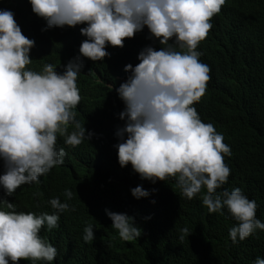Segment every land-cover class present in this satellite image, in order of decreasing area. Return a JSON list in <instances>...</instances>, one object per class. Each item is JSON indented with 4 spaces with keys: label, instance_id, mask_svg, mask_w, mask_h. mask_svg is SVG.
<instances>
[{
    "label": "clouds",
    "instance_id": "obj_1",
    "mask_svg": "<svg viewBox=\"0 0 264 264\" xmlns=\"http://www.w3.org/2000/svg\"><path fill=\"white\" fill-rule=\"evenodd\" d=\"M224 2L0 0V264H63L70 241L97 239L91 224L82 230L77 220L75 203L85 192L126 203L153 200L161 193L150 192L173 179L185 198L201 194L209 213L228 211L236 221L228 231L233 243L264 230L255 217L258 205L242 185L217 191L232 179L223 162L230 148L193 107L208 92L210 71L197 45ZM70 28H80L79 42L63 39ZM153 37L160 43L156 50L150 47ZM37 40H52L54 49L42 50ZM52 54L68 60L45 63L38 72L26 69ZM132 55L135 66L125 65L130 75L118 84H112L118 79L113 72L94 68L99 82L108 78L103 87L110 91L96 88L94 78L76 82L91 67L85 62ZM115 87L121 102L113 112ZM109 114L117 128L103 123ZM84 115H91L86 120L94 128L81 126ZM53 169V178L71 180L76 193L65 189L45 205L22 208L15 199L21 188ZM87 170L93 179L78 178ZM105 216L122 240L141 235L124 210L107 208Z\"/></svg>",
    "mask_w": 264,
    "mask_h": 264
},
{
    "label": "trees",
    "instance_id": "obj_2",
    "mask_svg": "<svg viewBox=\"0 0 264 264\" xmlns=\"http://www.w3.org/2000/svg\"><path fill=\"white\" fill-rule=\"evenodd\" d=\"M210 22L212 28L196 49L199 52L204 49L207 54L203 63L210 69L208 92L193 107L202 110H196L201 121L213 122L214 129L223 135L222 142L230 148L231 155H222L232 179L217 191L224 188L230 191L242 185V193L258 205L255 217L264 223V0H225ZM79 29H68L65 35L77 31L69 36L71 42H79L82 36ZM159 45V40L153 37L150 47L156 50ZM128 58L129 64L135 66L137 57ZM105 62L106 59L85 62V66L91 67L86 72L83 67L76 82L81 84L86 78H94L96 88L107 89L103 86L108 85V78L103 84L100 77L93 75L95 67L106 73ZM112 72L118 77L115 84L126 81L130 75L119 70ZM113 93L115 98L110 105L114 104L112 111L116 112L121 99L116 87ZM110 115L103 123L112 124L108 120ZM95 116L93 113L92 117ZM86 118L91 115L83 116L81 126L94 128ZM54 172L55 169L43 175L38 183L23 186L15 197L17 203L22 208H33L45 205L50 198L64 196L65 189L76 193L74 187L70 188L71 180L62 175L53 178ZM82 173L78 178L93 179V170ZM161 188L150 192V195L161 193L153 200L130 199L127 203L121 197L100 199L85 192L75 203L77 220L82 230L91 224L97 239L92 243L79 239V244L70 241L63 252V264H253L257 257L264 259V230H256L233 243L228 231L236 221L226 209L209 213L201 202V194L190 200L185 198L174 179ZM204 191L202 188L201 193ZM107 208L124 210L141 235L131 241L122 240L112 228V221L106 219ZM185 228L187 232L182 231Z\"/></svg>",
    "mask_w": 264,
    "mask_h": 264
},
{
    "label": "bare ground",
    "instance_id": "obj_3",
    "mask_svg": "<svg viewBox=\"0 0 264 264\" xmlns=\"http://www.w3.org/2000/svg\"><path fill=\"white\" fill-rule=\"evenodd\" d=\"M58 36H61V35L60 34H57L56 37H58ZM66 38H68L67 41L69 40V43H73V42L70 41V38L67 35L64 34L63 35V39H66ZM34 45L41 46L42 47V50H43L46 47L51 48V49H54V45L55 44L52 43V40H50V41L37 40L36 42H34ZM56 46H57V44H56ZM41 53L42 52L39 51V50H36V52H35L36 55H41ZM60 60H61V58H60V56L58 54H52V55H50L48 57H45L41 62L32 64L31 66L26 67V69H30V70H33V71L38 72L39 69L38 70H35V68L43 69V65L45 63L54 64V63H56V61L58 62ZM66 60H68V59L61 60L62 61L61 64H63ZM130 62H131V60L129 58H127L125 60H118V61H115V62H112V63L106 61L105 62V71H106V73L107 72L111 73L112 71L119 70L123 74L128 75L129 72H125L124 67H125V65H129ZM116 66H119V67H116ZM97 78H99V77H97ZM112 84H115V81H113ZM202 122H204V123H211L210 120L208 121L206 119H204V121H202ZM211 124H213V122Z\"/></svg>",
    "mask_w": 264,
    "mask_h": 264
}]
</instances>
